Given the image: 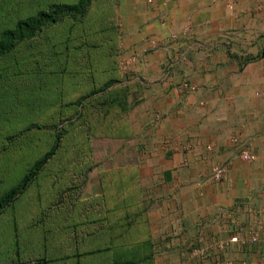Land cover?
Masks as SVG:
<instances>
[{"label": "crops", "instance_id": "crops-1", "mask_svg": "<svg viewBox=\"0 0 264 264\" xmlns=\"http://www.w3.org/2000/svg\"><path fill=\"white\" fill-rule=\"evenodd\" d=\"M96 17L112 22L127 90L123 121L93 138L78 176L81 200L123 225L97 245L112 263L199 264L193 251L206 247L210 259L264 264V0H108ZM184 80L197 90L180 92Z\"/></svg>", "mask_w": 264, "mask_h": 264}, {"label": "trees", "instance_id": "trees-1", "mask_svg": "<svg viewBox=\"0 0 264 264\" xmlns=\"http://www.w3.org/2000/svg\"><path fill=\"white\" fill-rule=\"evenodd\" d=\"M107 2H52L47 8L38 9L33 14L18 16L12 25L0 30L1 58L65 19H70V29L74 26L78 28V99L74 102L81 110L78 111V143L82 148L89 146L92 152L93 138L114 135L112 130L121 124L123 112L127 110L123 97L127 90L119 83L116 74L119 65L112 47L114 27L112 22L96 17ZM253 59L247 57L245 62ZM84 118H87L86 123L82 121ZM63 134L57 131L49 149L19 173L17 168L12 170L15 167L12 163L6 168V180L0 187L7 182L15 184L5 192L0 191V223L8 212L12 215L9 227L3 232L5 241L0 246V264H130L122 260L110 262L106 256L107 248L97 245L99 237L105 236L108 231L123 230L122 222L109 221L106 211L101 210L103 207L99 209L102 211L100 214L98 208L93 209V205L83 202L79 195L78 209L73 216L68 215V211L67 215L48 216L45 220L58 226L45 230L51 236L44 235L42 230H34L30 223V211L23 203L33 196L34 188L46 176L52 162L50 160L60 148ZM85 171L84 161H78V176ZM10 176L15 180H9ZM17 208L21 209L24 219L23 231Z\"/></svg>", "mask_w": 264, "mask_h": 264}, {"label": "rangeland", "instance_id": "rangeland-1", "mask_svg": "<svg viewBox=\"0 0 264 264\" xmlns=\"http://www.w3.org/2000/svg\"><path fill=\"white\" fill-rule=\"evenodd\" d=\"M75 1L0 0V30L12 25L18 16L33 14L52 2ZM70 24V19H65L0 58V185L6 180L9 163L19 173L49 149L57 131L64 133L46 176L23 203L30 211L34 230H42L47 236L51 234L45 230L58 227L45 222L48 216L76 213L78 161H91L92 153L89 146L82 148L78 143L81 110L74 103L78 99V28L70 29ZM9 180L15 179L10 176ZM13 184L7 182L0 191L5 192ZM17 213L23 231L20 208ZM11 217L8 212L0 223V246Z\"/></svg>", "mask_w": 264, "mask_h": 264}, {"label": "built area", "instance_id": "built-area-1", "mask_svg": "<svg viewBox=\"0 0 264 264\" xmlns=\"http://www.w3.org/2000/svg\"><path fill=\"white\" fill-rule=\"evenodd\" d=\"M191 31V26L190 25H186L183 29V33L184 35H188V33ZM171 38L174 39L176 38V35H171ZM161 44V41L159 40H150L149 41V47L151 48H158ZM138 59V55L136 54H131L128 57H126L123 61H122V68L129 70L131 69L132 65L136 63ZM180 92L185 93V92H193L197 90V87L195 85H193L192 83L184 80L181 85H180ZM233 142L235 144H239V140L237 137H233ZM241 157L244 160H254L256 159L255 155L248 153L247 151H243L241 153ZM228 170V165L224 164V163H220V164H216L213 167L212 170V175H211V179L214 181H220L224 175L226 174ZM258 237L256 234H252L250 236L247 237H242L239 235H234L232 236L228 242H239L242 245H246L249 243H255L257 242ZM227 242L225 241H220L217 243V248L220 251H223L226 246H227ZM209 249L206 247H198L195 249V256L197 258H200V263L199 264H232L231 261L227 260V259H222V258H217V259H210L209 258Z\"/></svg>", "mask_w": 264, "mask_h": 264}]
</instances>
